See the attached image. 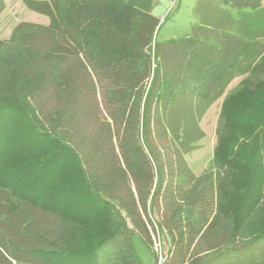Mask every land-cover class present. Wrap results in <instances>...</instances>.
Masks as SVG:
<instances>
[{
    "label": "trees",
    "instance_id": "16d2710c",
    "mask_svg": "<svg viewBox=\"0 0 264 264\" xmlns=\"http://www.w3.org/2000/svg\"><path fill=\"white\" fill-rule=\"evenodd\" d=\"M221 1L250 27L161 42L131 1L59 0L1 42L0 264H144L135 233L158 264H201L264 239V13H245L264 0ZM240 75L195 175L200 120Z\"/></svg>",
    "mask_w": 264,
    "mask_h": 264
},
{
    "label": "rangeland",
    "instance_id": "374dc122",
    "mask_svg": "<svg viewBox=\"0 0 264 264\" xmlns=\"http://www.w3.org/2000/svg\"><path fill=\"white\" fill-rule=\"evenodd\" d=\"M59 0H0V44L9 40L15 28L23 23L49 24L51 18L48 12L57 10ZM138 8L153 14L159 19L157 39L165 42L171 39L193 35L198 28H218L233 32L245 31L250 27L243 23V16L236 9L227 7L221 0H126ZM253 18L264 13V7L259 10H245ZM260 41V42H259ZM255 41V47L264 52V38ZM258 44V45H257ZM263 54L256 58L259 62ZM245 75L236 77L227 87L226 93L214 102L203 114L200 126L204 137L195 144V148L186 153L185 158L190 170L195 175L208 169L213 160V151L217 143V126L225 97L239 87ZM246 97V96H245ZM244 97L239 98V101ZM250 240L244 238L232 240L228 245L207 252L203 255L201 264L216 258V264H264V239L254 245H246ZM154 249L159 257L168 254V240L164 234L154 236ZM134 247L144 264H158L157 260L142 237L135 233ZM213 264V263H212Z\"/></svg>",
    "mask_w": 264,
    "mask_h": 264
},
{
    "label": "built area",
    "instance_id": "2783aa9c",
    "mask_svg": "<svg viewBox=\"0 0 264 264\" xmlns=\"http://www.w3.org/2000/svg\"><path fill=\"white\" fill-rule=\"evenodd\" d=\"M162 260H163V257L161 256V257H160V261H162Z\"/></svg>",
    "mask_w": 264,
    "mask_h": 264
}]
</instances>
